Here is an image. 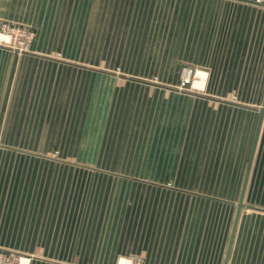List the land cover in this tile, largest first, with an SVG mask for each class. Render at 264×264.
<instances>
[{"label":"crops","instance_id":"obj_1","mask_svg":"<svg viewBox=\"0 0 264 264\" xmlns=\"http://www.w3.org/2000/svg\"><path fill=\"white\" fill-rule=\"evenodd\" d=\"M2 20L34 37L0 36V248L264 264V0H0Z\"/></svg>","mask_w":264,"mask_h":264},{"label":"built area","instance_id":"obj_2","mask_svg":"<svg viewBox=\"0 0 264 264\" xmlns=\"http://www.w3.org/2000/svg\"><path fill=\"white\" fill-rule=\"evenodd\" d=\"M33 31L25 26H17L10 21L0 22V36L5 42L12 45L19 51L29 50L30 42L33 39ZM186 82L191 79L192 70H186ZM23 256L16 252L0 248V264H23ZM27 259V258H26Z\"/></svg>","mask_w":264,"mask_h":264},{"label":"rangeland","instance_id":"obj_3","mask_svg":"<svg viewBox=\"0 0 264 264\" xmlns=\"http://www.w3.org/2000/svg\"><path fill=\"white\" fill-rule=\"evenodd\" d=\"M2 21H7V20H2ZM2 21H0V22H2ZM23 27V26H22ZM32 31V30H31ZM33 34H34V31L32 32ZM33 37H34V35H33ZM4 42H5V40H3ZM32 42V41H31ZM128 46L131 48V52H130V54H135L136 53V47L138 46V43H136V42H133V43H129L128 44ZM133 48V49H132ZM120 61H122L129 69H136V67H138V63H139V61L137 60V59H135V58H129V59H122V60H120ZM183 70H181L182 71V78H183V81L184 82H186V70H189V69H191V67H184V68H182ZM145 77H147V78H152V79H154V81H158L159 80V76L158 75H154V76H145ZM182 90H186V88L185 87H182V85H181V87H180Z\"/></svg>","mask_w":264,"mask_h":264},{"label":"water","instance_id":"obj_4","mask_svg":"<svg viewBox=\"0 0 264 264\" xmlns=\"http://www.w3.org/2000/svg\"><path fill=\"white\" fill-rule=\"evenodd\" d=\"M263 112H264V107H263ZM243 190L246 191V190H245V187H244ZM242 207H243V203L241 202V203L239 204V210H240Z\"/></svg>","mask_w":264,"mask_h":264}]
</instances>
